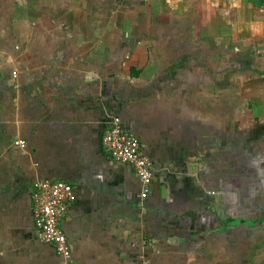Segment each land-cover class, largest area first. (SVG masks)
Returning a JSON list of instances; mask_svg holds the SVG:
<instances>
[{"label":"crops","instance_id":"crops-1","mask_svg":"<svg viewBox=\"0 0 264 264\" xmlns=\"http://www.w3.org/2000/svg\"><path fill=\"white\" fill-rule=\"evenodd\" d=\"M260 2L0 0V264L62 263L34 230L41 179L73 188L66 264H264ZM115 117L144 200L102 144Z\"/></svg>","mask_w":264,"mask_h":264},{"label":"built area","instance_id":"built-area-1","mask_svg":"<svg viewBox=\"0 0 264 264\" xmlns=\"http://www.w3.org/2000/svg\"><path fill=\"white\" fill-rule=\"evenodd\" d=\"M259 12L264 18V0ZM264 52V48L262 49ZM16 72H12L15 76ZM102 144L109 156L116 162L130 166L140 183V199L147 198L153 174L148 159L140 150L138 139L115 117L102 138ZM24 140H14L13 147L24 148ZM32 214L37 239L53 247L55 254L66 264L71 258V249L60 222L68 206L75 200L72 186L62 180L41 179L33 183ZM146 264V263H143Z\"/></svg>","mask_w":264,"mask_h":264}]
</instances>
